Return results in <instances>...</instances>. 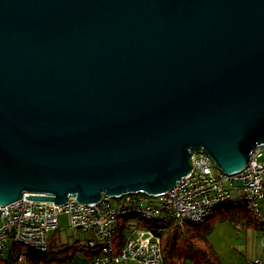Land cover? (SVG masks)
Here are the masks:
<instances>
[{"label": "water", "instance_id": "water-1", "mask_svg": "<svg viewBox=\"0 0 264 264\" xmlns=\"http://www.w3.org/2000/svg\"><path fill=\"white\" fill-rule=\"evenodd\" d=\"M264 150V0H0V206L172 190Z\"/></svg>", "mask_w": 264, "mask_h": 264}, {"label": "built area", "instance_id": "built-area-1", "mask_svg": "<svg viewBox=\"0 0 264 264\" xmlns=\"http://www.w3.org/2000/svg\"><path fill=\"white\" fill-rule=\"evenodd\" d=\"M261 154L262 151L258 152L244 170L228 175L216 170L206 152H195L192 171L172 190L158 196L138 192L104 196L95 203H82L71 197L59 205L24 195L0 206V252L15 243L47 251L49 234L59 228L61 215L67 217L71 227L96 233L98 239H90L88 249L94 255V261L103 264H165L161 237L149 229L133 228L131 234L119 241L121 218L130 220L139 213L144 218L159 219L166 225L173 221L184 226L200 225L208 221L219 207L241 204L258 212L264 233V214L259 212L260 201L264 199V160ZM231 188L238 195L234 196ZM145 230L150 236L140 239L134 235Z\"/></svg>", "mask_w": 264, "mask_h": 264}, {"label": "rangeland", "instance_id": "rangeland-1", "mask_svg": "<svg viewBox=\"0 0 264 264\" xmlns=\"http://www.w3.org/2000/svg\"><path fill=\"white\" fill-rule=\"evenodd\" d=\"M216 170L220 171L218 168H216ZM238 185L240 184L238 183ZM263 204L264 201H260L259 206L264 213ZM230 214L225 213L224 210H219L215 212L208 219V221L203 224L195 226L185 225L186 230L190 232V237H192V241L190 240V243L193 242V240H197V242L199 241L200 243L199 245L194 244V249H197L201 246H206L210 253L208 256H211L218 263L220 262V264H236L245 262V260H247L248 257L251 256V247L254 248L253 245L255 244L252 238L248 239V242L244 241L246 233V229L242 228L244 224L236 219L237 217H239V215H234L233 212H231ZM134 220L136 219L133 217L132 220H130L131 223L128 227L127 220L124 217L121 218V222L123 223L124 227H127L124 230L126 235L131 234L133 232V228H137L139 226V222H134ZM122 229H120L119 231H121ZM202 232L204 233V235ZM200 234H202V237H205L206 241L204 238H201ZM134 235L136 234L134 233ZM139 235L137 237H140V239H144L150 236V233L145 230ZM49 236V240L54 244L53 249L55 250L61 248L63 246L62 244H72L76 240H78L80 244L86 245V249H88L90 239H98L96 233L93 230H80L71 227L68 224L66 216L64 215L60 216L59 228L50 232ZM181 242V239L177 241L179 248L182 250V254L185 255L186 253H188L185 251L187 249V246L184 244L183 247V244ZM244 245L245 248L248 247L250 251H244ZM8 249L3 251L4 256L7 254ZM262 249L264 250V248ZM262 249H260V256L262 255L264 259V252H262ZM78 252L79 256L84 255V253H81V251ZM253 252L255 253L254 250ZM196 257L199 258V261L202 260L199 255H197ZM41 264H67V262L60 259H55L53 261H47Z\"/></svg>", "mask_w": 264, "mask_h": 264}, {"label": "trees", "instance_id": "trees-1", "mask_svg": "<svg viewBox=\"0 0 264 264\" xmlns=\"http://www.w3.org/2000/svg\"><path fill=\"white\" fill-rule=\"evenodd\" d=\"M219 210H224V212L228 214L233 212L234 215L241 214L243 211H245L247 214H250L252 216L255 223L263 230V226L258 220V212L250 209L247 206L241 204H227L223 207H219L216 212ZM259 212L260 214H264L260 206ZM133 217L136 219L134 220V222L138 221L141 225L145 226L154 234L161 237L165 264H185L188 261L193 260L195 264H219L214 258L208 256L210 253L206 246H201L197 249H194V244L199 245V241L197 242V240H193V242L190 243V240L192 241L190 232L186 230L184 225H180L178 221H173L170 224L166 225L163 224L159 219L144 218V216L140 213ZM132 218L130 220H132ZM126 228L124 226H121V232ZM200 236L202 237V234H200ZM202 238L205 239V237ZM180 239L182 240L181 243L183 244V247L184 244L187 246V249L185 251L188 253H186L185 255L182 254V250L179 248L177 243V241ZM62 245L63 246L61 248L55 250L53 249L54 244L49 240V249L47 251H41L22 244L15 243L8 249V252L5 256L3 255V251L0 252V264H23V262L27 264H41L43 262L53 261L55 259H60L66 262L72 260L75 257L77 251H84L88 253L90 252L88 249H86V245L80 244L78 240L74 241L72 244L65 243ZM197 255H199L202 260L199 261V258L196 257Z\"/></svg>", "mask_w": 264, "mask_h": 264}, {"label": "crops", "instance_id": "crops-1", "mask_svg": "<svg viewBox=\"0 0 264 264\" xmlns=\"http://www.w3.org/2000/svg\"><path fill=\"white\" fill-rule=\"evenodd\" d=\"M263 157H264V151L262 150V157L261 158L264 160ZM231 192L234 196L238 195L234 188H231ZM263 206H264V204H263ZM238 215H239V217H237L236 219H238L240 222H242L244 224V226L242 228L246 229L244 241L248 242V239L252 238L254 240L255 244L253 245L254 248L251 247V251H252L251 256L248 257V259L245 260V262L236 263V264H264L263 256L262 255L260 256V249L264 248L263 230L260 228V226H258L255 223V221L253 220V218L250 214H247L245 211H243L241 214H238ZM126 220H127L128 227H129L130 220L129 219H126ZM121 225L124 226L122 222H121ZM138 227L143 228V229L146 228L145 226L141 225L140 223H139ZM123 231L122 232L120 231V234L118 237L120 242L124 238V236H126L125 232H123ZM135 234L137 236L140 233L137 232ZM243 250L244 251H250L248 247L245 248V245L243 246ZM253 250L255 251V253L253 252ZM262 252H264L263 249H262ZM78 253L79 252L77 251L75 257L72 260L66 261L67 264H103V263H96L94 261V255L91 252L88 253V252L81 251V253H84V255H81V256H79ZM120 264H126V263H120ZM185 264H195V262L193 260V261H189ZM219 264H220V262H219Z\"/></svg>", "mask_w": 264, "mask_h": 264}, {"label": "clouds", "instance_id": "clouds-1", "mask_svg": "<svg viewBox=\"0 0 264 264\" xmlns=\"http://www.w3.org/2000/svg\"><path fill=\"white\" fill-rule=\"evenodd\" d=\"M216 212V211H215ZM188 226V225H187Z\"/></svg>", "mask_w": 264, "mask_h": 264}]
</instances>
